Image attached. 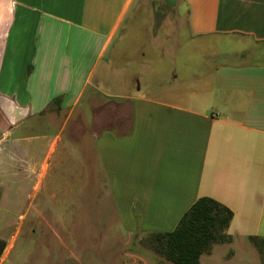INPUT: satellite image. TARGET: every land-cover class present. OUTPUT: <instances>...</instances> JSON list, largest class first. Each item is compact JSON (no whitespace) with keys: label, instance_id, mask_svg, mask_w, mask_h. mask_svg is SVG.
Returning a JSON list of instances; mask_svg holds the SVG:
<instances>
[{"label":"crops","instance_id":"1","mask_svg":"<svg viewBox=\"0 0 264 264\" xmlns=\"http://www.w3.org/2000/svg\"><path fill=\"white\" fill-rule=\"evenodd\" d=\"M143 1L0 0V151L33 138L36 151L47 126L63 113L65 125L99 93L106 100L90 105V145L88 111L75 115L78 168L86 183L109 187L128 233L172 231L207 196L233 211L231 237H264V54L216 63L209 75L173 70L149 81L150 58L126 56L130 45L122 46L128 27L134 38L150 12ZM158 1L185 19L193 40L264 46V0H157L156 13ZM59 139L43 161L29 150L27 180L43 181ZM68 148L66 139L65 156Z\"/></svg>","mask_w":264,"mask_h":264},{"label":"rangeland","instance_id":"2","mask_svg":"<svg viewBox=\"0 0 264 264\" xmlns=\"http://www.w3.org/2000/svg\"><path fill=\"white\" fill-rule=\"evenodd\" d=\"M154 1L157 0L143 1L150 12L134 38V25L128 27L126 41L122 44L130 45L126 56H139L143 51L150 58L147 66H143L149 81L166 80L173 70L181 77L209 75L216 63L256 61L260 53L264 54V46H254L242 38L193 40L184 26L185 19H178L161 1H158L161 12L156 13ZM120 50L121 47L119 54ZM242 51L244 58H237V53ZM122 63L119 57L118 68L125 66H121ZM133 65L128 64L127 70L135 67ZM105 100L99 93L93 94L91 103L76 109V114L88 111L83 143L90 145V105ZM75 115L63 125V113L60 123L47 126V141L41 140L36 151L30 149L35 142L39 143L34 138L14 148L3 144L0 151V238L6 240L7 248L0 264H175L154 249L150 233L138 232L132 236L125 230L109 187L97 189L85 182L87 174L78 168L75 148L81 136L74 128ZM56 136L60 139L49 161L48 174L41 183L38 176L27 180L29 150L34 151L37 161L45 160L49 142ZM66 139L71 149L68 148L65 156L62 152ZM88 157L93 160V156ZM263 240L264 237L257 241L231 237L229 241L214 244L210 252L202 255L201 264H264Z\"/></svg>","mask_w":264,"mask_h":264},{"label":"trees","instance_id":"3","mask_svg":"<svg viewBox=\"0 0 264 264\" xmlns=\"http://www.w3.org/2000/svg\"><path fill=\"white\" fill-rule=\"evenodd\" d=\"M59 100L58 97L54 101ZM233 216V211L218 200L200 197L174 230L151 233L154 249L175 264H201V256L210 252L214 244L230 240L227 230ZM248 239L257 241L260 236ZM6 248V240L0 238V259Z\"/></svg>","mask_w":264,"mask_h":264}]
</instances>
